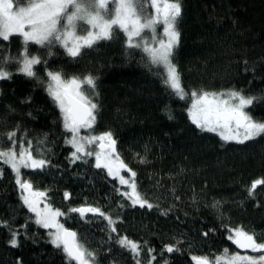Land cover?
<instances>
[{
	"label": "trees",
	"instance_id": "trees-1",
	"mask_svg": "<svg viewBox=\"0 0 264 264\" xmlns=\"http://www.w3.org/2000/svg\"><path fill=\"white\" fill-rule=\"evenodd\" d=\"M180 3V44L173 62L185 99L163 83V68L151 64L140 49L128 47L117 28L112 40L84 48L75 58L59 45L49 56L46 48L29 42L28 54L41 60L34 66L36 75L27 77L10 61L5 68L11 78L0 80V144L7 149L11 142L6 134L15 131L17 147L31 141L33 153L39 150L51 161L43 170L24 169L23 179L65 212L61 222L86 242L97 264H136L117 236L141 245V264H150L152 256L151 264H195L192 257L212 260L225 248L237 253L227 239L228 229L237 227L254 233L258 242L264 239V185L249 195L251 184L264 179V135L244 144L225 143L198 129L189 117L192 92L237 90L258 98L247 112L264 122V0ZM23 50L18 35L0 40V57L18 58ZM49 71L65 80L95 78V89H88L99 106L93 131L112 133L117 154L136 172L138 190L158 208L131 206L120 195L121 185L97 169L94 158L70 162L69 133L47 92ZM0 169V221L6 225L0 226V264H68L62 250L50 243L48 230L36 225L34 214L22 205L15 173L2 162ZM81 206H98L110 214L117 232L102 217L81 218L68 211ZM13 231L17 247L10 243ZM169 245L176 250L167 252Z\"/></svg>",
	"mask_w": 264,
	"mask_h": 264
},
{
	"label": "snow or ice",
	"instance_id": "snow-or-ice-1",
	"mask_svg": "<svg viewBox=\"0 0 264 264\" xmlns=\"http://www.w3.org/2000/svg\"><path fill=\"white\" fill-rule=\"evenodd\" d=\"M19 3L20 0H16L17 7L14 10L13 0H0V40L9 41L13 35H18L24 45L23 53L18 58L0 57V80L11 78V73L5 68L10 61L16 62L19 70L27 77L36 75L33 69L41 60L38 56L28 54L29 42L46 48L49 56L52 55L53 47L59 45L66 50L68 56L75 58L81 55L82 49H91L100 40H112L115 26L125 34L128 47L140 49L151 64L162 65L166 69L163 83L176 96L180 99L187 96L181 84L180 73L173 62L174 50L180 44V0H27L26 6H19ZM149 8L152 9L150 13ZM61 21L65 23L62 24ZM78 22L88 26L87 29L82 28L86 35L77 34ZM157 26H162V38L158 37ZM44 64L47 65L46 60ZM47 75L50 78L47 92L60 109L65 131L71 134L67 141L73 149L70 162L88 163V158H94L97 169H105L107 175L130 190L122 191L120 195L130 201L131 206L146 207L149 210L158 208V205L149 202L138 190L136 172L128 168L117 154L116 140L111 132L81 135L82 129L93 130L96 123L99 106L94 102L93 96L88 94V89L96 87L95 78L89 75L83 79L75 77L65 80L59 72L51 71ZM191 96L194 102L189 109V117L201 131L215 133L225 143L238 144L264 135V122L253 120L245 111L258 98L246 97L237 90L221 93L192 92ZM6 138L11 143L7 149L0 144V162L15 173L22 205L34 214V223L49 230L50 243L62 250L68 264H97L95 253L86 246V242L75 230H70L61 222L60 218L65 216V212L45 202L47 193L36 190L31 181L22 177V169L43 170L51 161L44 158L39 150L34 154L31 141H26V146L17 147L15 131L6 134ZM90 145H96L97 148H90ZM123 172L129 173V178L122 175ZM2 174L3 169H0V176ZM260 185H264V179H257L251 184L249 195H253ZM65 198H70V194L65 193ZM213 207H218V202ZM68 211L78 213L81 218L88 214L102 217L107 221L111 232H117V221L98 206L71 207ZM0 226H6L5 222L0 221ZM228 232L227 239L238 249L250 250L260 255H242L239 252L230 254L225 248L220 256L212 260L207 257H192L195 264H264V239L258 242L254 233L240 227L228 229ZM208 234L204 233L205 236ZM116 242L132 253L136 264H141L139 256L142 249L139 243L120 236L116 237ZM10 243L13 247L18 246L16 231L12 232ZM174 250L176 249L171 245L167 247L169 253ZM148 251L152 252L151 249ZM152 260H155L154 256L150 257V264Z\"/></svg>",
	"mask_w": 264,
	"mask_h": 264
},
{
	"label": "rangeland",
	"instance_id": "rangeland-1",
	"mask_svg": "<svg viewBox=\"0 0 264 264\" xmlns=\"http://www.w3.org/2000/svg\"><path fill=\"white\" fill-rule=\"evenodd\" d=\"M13 2H14V10H15V8L17 7V5H16V1L15 0H13ZM19 6H26V4H19ZM111 8H112V5H111V3L109 4V10H111ZM69 11H71V9H69ZM152 11V9H150L149 8V10H148V12L150 13ZM61 23L63 24V23H65L64 21H61ZM82 28L83 29H87L88 28V26L86 25V24H83V22H78L77 23V34L78 35H86V32H83L82 31ZM114 28H116L115 26H114ZM113 28V29H114ZM157 33H158V37L159 38H162V36H160V34L162 33V26H157ZM101 41V40H100ZM99 42V41H98ZM135 42V41H134ZM97 43V42H96ZM66 51V50H65ZM161 67L163 68V70H164V74H166V69L161 65ZM194 102V98L192 97V99H191V104ZM191 104H190V108H191ZM189 108V109H190ZM245 111H247V108L245 109ZM88 134H94V135H98L97 133H95L93 130H84V129H82L81 130V135H88ZM70 136H71V134L69 133V138H70ZM233 143H235V142H233ZM90 148H97V146L96 145H90L89 146ZM98 150V149H97ZM24 169H22V171H23ZM26 170H29V169H26ZM122 175H124L126 178H129V173H127V172H123L122 173ZM23 177V176H22ZM117 182H118V180H117ZM119 183V182H118ZM122 188H123V191H130L129 189H127L126 188V186H121ZM45 202H47L48 203V201H47V199H46V201ZM130 202V201H129ZM130 204H131V202H130ZM42 207H43V205H41ZM60 220H61V218H60ZM49 231V230H48ZM240 251H239V253L240 254H242V255H244V254H246V255H253V256H259L260 255V253H252L250 250H241V249H239Z\"/></svg>",
	"mask_w": 264,
	"mask_h": 264
},
{
	"label": "water",
	"instance_id": "water-1",
	"mask_svg": "<svg viewBox=\"0 0 264 264\" xmlns=\"http://www.w3.org/2000/svg\"><path fill=\"white\" fill-rule=\"evenodd\" d=\"M67 200H69V198ZM88 215H92V214H88ZM70 230H72V229H70Z\"/></svg>",
	"mask_w": 264,
	"mask_h": 264
}]
</instances>
